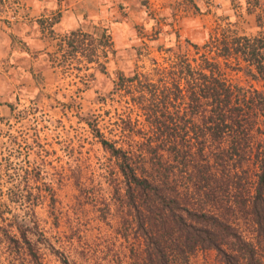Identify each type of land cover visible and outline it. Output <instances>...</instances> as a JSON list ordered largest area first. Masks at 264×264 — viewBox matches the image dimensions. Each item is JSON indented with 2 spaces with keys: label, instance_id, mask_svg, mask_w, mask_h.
Wrapping results in <instances>:
<instances>
[{
  "label": "trees",
  "instance_id": "trees-1",
  "mask_svg": "<svg viewBox=\"0 0 264 264\" xmlns=\"http://www.w3.org/2000/svg\"><path fill=\"white\" fill-rule=\"evenodd\" d=\"M190 46L164 51L149 74H119L113 92L128 96L130 111L121 144L107 140L96 119L86 121L121 176L114 188L121 236L131 264H189L207 251L219 264H264V90L239 85L227 71L264 82V30L247 37L216 27ZM113 54L102 28L66 33L52 57L55 66L80 58L103 72ZM29 232L26 221L0 226L5 242L24 244L37 260Z\"/></svg>",
  "mask_w": 264,
  "mask_h": 264
},
{
  "label": "rangeland",
  "instance_id": "rangeland-1",
  "mask_svg": "<svg viewBox=\"0 0 264 264\" xmlns=\"http://www.w3.org/2000/svg\"><path fill=\"white\" fill-rule=\"evenodd\" d=\"M16 1L0 0V22L7 28L25 17L19 15ZM208 4L203 11L189 7L197 23L190 37L173 25L183 16L182 7L163 17L153 16L148 7L153 30L145 32L136 26L134 39L129 41L121 39L127 31H111L109 20L99 21L103 26L99 30L94 26L92 33L108 27L114 36V54L105 61L103 72L96 63L80 58L69 60L66 66L53 64L52 56L65 35L53 30L58 14H42L37 20V34L52 50L47 56H25L23 51H29L26 41L5 29L12 51L22 54L0 59V226L3 220L12 224L26 221L27 236L38 259L34 260L24 244H9L0 237V264H61L58 252L73 264L133 262L130 244L120 231L121 208L114 188L121 176L116 160L92 136L86 121L96 119L103 136L121 144L130 111L128 96L113 92L120 73L126 76L136 70L149 74L153 61L161 63L168 55L164 51L192 52L190 45L201 46L216 27L247 37L264 30V14L258 19V7L264 0H228L227 7L220 2ZM118 12L115 22L125 16L122 8ZM227 71L239 85L264 90V82ZM131 114L134 120L136 112ZM189 264L219 263L215 253L207 251L193 255Z\"/></svg>",
  "mask_w": 264,
  "mask_h": 264
},
{
  "label": "crops",
  "instance_id": "crops-1",
  "mask_svg": "<svg viewBox=\"0 0 264 264\" xmlns=\"http://www.w3.org/2000/svg\"><path fill=\"white\" fill-rule=\"evenodd\" d=\"M207 1H209V4L220 2L222 7H227L226 2L228 0H18L14 3L15 7L19 15L24 13L25 17L11 28L5 27L0 22V59L5 57L12 58L18 52L22 54L20 51H12V40L9 32H6L5 29H9L14 34V37L26 41L29 51H23L25 56L31 53H36L39 57L42 55L47 56L49 51H52L44 46L37 34L39 31V22L37 20L42 14H58V20L53 27L57 34H66L76 30L92 33L94 26L97 30H99L100 26H103L99 21L107 19L110 21V30L122 28L128 34L125 33L121 39L129 41L134 39L133 31L136 26L145 28V32L153 30L154 25L150 23L146 12L148 7L153 10V16L155 17L167 16L173 12L178 13V8L182 7L184 8V10L182 9L184 14L173 25L181 34L190 37L194 33L193 29L197 24L194 13L190 9L197 7L199 11H203L207 7ZM119 8H122L125 16L115 22L117 16L120 15L118 12ZM88 23H90V26H87ZM167 27H170V24ZM106 29L114 43V36H112L108 27ZM26 60L27 58L24 59L25 63ZM33 61L30 64L35 65Z\"/></svg>",
  "mask_w": 264,
  "mask_h": 264
}]
</instances>
